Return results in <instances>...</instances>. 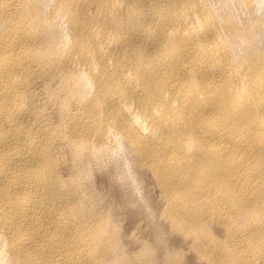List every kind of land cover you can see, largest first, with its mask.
I'll use <instances>...</instances> for the list:
<instances>
[{
	"label": "bare ground",
	"instance_id": "6f19581e",
	"mask_svg": "<svg viewBox=\"0 0 264 264\" xmlns=\"http://www.w3.org/2000/svg\"><path fill=\"white\" fill-rule=\"evenodd\" d=\"M0 264H264V0H0Z\"/></svg>",
	"mask_w": 264,
	"mask_h": 264
},
{
	"label": "rangeland",
	"instance_id": "374dc122",
	"mask_svg": "<svg viewBox=\"0 0 264 264\" xmlns=\"http://www.w3.org/2000/svg\"><path fill=\"white\" fill-rule=\"evenodd\" d=\"M147 178V179H146ZM145 179H144V181L146 182H144V184L146 185H144V189L146 188L147 190H148V192H147V190H144V191H146L148 194H146V192H144L145 193V196L146 195H148V196H146V198L147 199H149V202L151 203V206L153 205V207H155V208H153L154 209V211L156 212L157 211V216H158V218H159V215H160V213L162 212V210L164 209V206H165V201L163 200V198L161 197V194L159 193L160 191H159V189L154 185V187H153V181H152V179L151 178H149V177H146ZM149 178V179H148ZM100 180V179H99ZM98 180V184H99V186H101V184H102V186L101 187H104V189H105V192L106 193H108L109 192V190H110V192L109 193H111V195L108 193V195H110L111 196V198H110V196H109V199L111 200V203L112 204H114V206H116V207H114L115 208V210H116V213L117 212H119L118 213V215L119 216H121V218L120 217H118V221H119V219H120V221L121 222H123L124 224L126 223V222H128L129 223V221L127 220V218H126V213H124V211H127V209H131L132 207L130 206L129 207V205L128 204H126L125 202H126V198H124V200L122 201V199H123V197L124 196H122V195H120L119 193L117 194V195H115L116 193H115V190L114 189H112L111 187H110V182H107V181H104L103 183H102V181L100 180L99 181ZM148 181V182H147ZM152 181V182H151ZM100 182V183H99ZM106 182V183H105ZM110 185H109V184ZM107 185V186H106ZM109 185V186H108ZM106 187H107V191H106ZM115 193V194H114ZM118 196L120 197V198H118ZM122 196V197H121ZM112 197H113V199H112ZM162 199H161V198ZM116 198H118V199H116ZM145 198V199H146ZM121 201H120V200ZM115 202H114V201ZM151 200V201H150ZM125 201V202H124ZM114 202V203H113ZM119 202V203H118ZM152 202H153V204H152ZM123 204H124V206H123ZM118 205V206H117ZM126 205V206H125ZM128 205V206H127ZM120 206V207H119ZM127 207V208H126ZM129 207V208H128ZM118 208H119V210H118ZM125 208H126V210H125ZM122 210H123V212H122ZM159 213V214H158ZM122 216H123V218H122ZM125 220H127V221H125ZM145 220H147V219H141V220H137L138 222L135 224V225H138L140 228H142L144 231V236L146 237V233H147V231H148V226H147V224H148V222H145ZM125 221V222H124ZM141 221H143V222H141ZM121 222H119L120 224H121ZM140 222L142 223V224H140ZM122 223V224H123ZM127 223V226H126V224L124 225H122V226H125V229H126V231H128V232H130L131 233V231H132V229L134 230L135 229V225H132V222H130L129 224ZM144 224V226H142ZM131 226H132V228H131ZM145 226H147V227H145ZM128 227H130V228H128ZM134 227V228H133ZM143 227H145V228H143ZM130 229V230H129ZM146 230V231H145ZM135 231V230H134ZM132 233H134L133 231H132ZM135 233H137V232H135ZM173 237H171L172 238V240H173V238H174V235H172ZM173 246H174V241H173ZM187 253H188V251H187ZM190 253H188V255H189Z\"/></svg>",
	"mask_w": 264,
	"mask_h": 264
}]
</instances>
